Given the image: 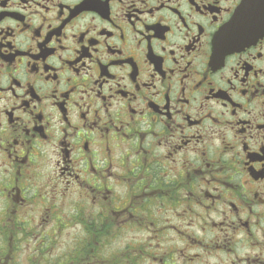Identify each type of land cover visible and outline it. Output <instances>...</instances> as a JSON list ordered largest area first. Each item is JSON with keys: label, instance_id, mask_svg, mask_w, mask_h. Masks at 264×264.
I'll use <instances>...</instances> for the list:
<instances>
[{"label": "flooded vegetation", "instance_id": "1", "mask_svg": "<svg viewBox=\"0 0 264 264\" xmlns=\"http://www.w3.org/2000/svg\"><path fill=\"white\" fill-rule=\"evenodd\" d=\"M23 254L264 264V0H0V264Z\"/></svg>", "mask_w": 264, "mask_h": 264}, {"label": "rangeland", "instance_id": "2", "mask_svg": "<svg viewBox=\"0 0 264 264\" xmlns=\"http://www.w3.org/2000/svg\"><path fill=\"white\" fill-rule=\"evenodd\" d=\"M76 237H77V235H76ZM135 237L136 236H134V235H128L127 236V239L124 241V244L127 245L126 243L131 242V240L133 238H135ZM58 240H59V243L57 244L58 247H57L55 253H59V254H63L62 251H64L69 245H72V243L74 242L73 241V237H72V235H71V233L69 231L64 232L62 235H60V237H58ZM77 241H79V239H77ZM106 245L108 246V249L107 250H109L111 248H114V247L115 248L118 247V245L116 244L115 241H111V245H110V243L106 242ZM51 247H52V242L51 241L45 243V245L43 247H41L38 250V252H35V255L33 256V258L34 259H38L40 256L47 255V251ZM27 253H29V252H27ZM26 254H23L21 256L15 257L19 264H30L31 263V261L29 259L30 255L28 256ZM62 258H63V255H53V260L62 259ZM81 262H82L81 264H83V263H86L87 264L86 260H83Z\"/></svg>", "mask_w": 264, "mask_h": 264}, {"label": "trees", "instance_id": "3", "mask_svg": "<svg viewBox=\"0 0 264 264\" xmlns=\"http://www.w3.org/2000/svg\"><path fill=\"white\" fill-rule=\"evenodd\" d=\"M91 247H95V245L93 244V242H92V245H91ZM83 252H76V255L78 256V255H83L84 253H86L87 251L86 250H82ZM35 263H36V261H35ZM44 264H49L48 262H47V260H44V262H43ZM37 264H39V263H37ZM50 264H53V262H51Z\"/></svg>", "mask_w": 264, "mask_h": 264}]
</instances>
